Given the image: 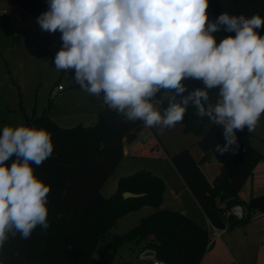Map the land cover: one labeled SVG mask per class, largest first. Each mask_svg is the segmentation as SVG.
<instances>
[{
	"label": "clouds",
	"instance_id": "clouds-1",
	"mask_svg": "<svg viewBox=\"0 0 264 264\" xmlns=\"http://www.w3.org/2000/svg\"><path fill=\"white\" fill-rule=\"evenodd\" d=\"M208 8L209 0H48L37 23L61 33L55 68L74 70L83 91L103 94L127 121L163 132L183 121L191 105L198 118L222 128L225 143L215 144V152L236 154L237 132L255 131L264 114V35L258 31L264 18L222 12L210 20ZM219 31L235 35L217 43ZM188 79L203 87L189 91ZM212 89H218L214 103ZM53 151L44 128L3 127L0 249L10 237L28 239L38 226L50 227V186L32 165L39 167Z\"/></svg>",
	"mask_w": 264,
	"mask_h": 264
},
{
	"label": "trees",
	"instance_id": "trees-1",
	"mask_svg": "<svg viewBox=\"0 0 264 264\" xmlns=\"http://www.w3.org/2000/svg\"><path fill=\"white\" fill-rule=\"evenodd\" d=\"M11 1L35 20L48 10V0ZM222 12L246 17L259 14L264 18V0H209L210 20H215ZM7 19L0 17V42L14 47V34ZM258 31L264 35V27ZM55 34L61 37L59 31ZM214 35L219 43L235 33L219 31ZM184 83L189 91L203 87L202 81L195 79ZM217 92L218 89L209 90L210 102H215ZM51 105L52 101L40 117L26 120V126L50 128L57 133L56 155L50 156L39 167L33 164L35 175L50 186L47 202L50 227L41 231L38 226L28 239L19 234L10 237L0 249V264H137L123 260L118 253L124 243L136 240L130 250H136L144 243L142 251H153L155 257L166 264H201L207 252L209 231L180 212L161 208L166 188L162 178L141 170L122 177L110 197L102 194L104 184L124 159L125 143L134 142L146 128L143 122L127 121L122 114L104 107L97 124L62 128L50 118ZM162 107H167V101ZM196 111L189 105L183 121L177 124L183 126L184 132L199 136L197 146L202 157L196 160L191 149L186 148L168 154L169 161L211 225L231 230L250 223L257 216L264 215V194L253 196L248 202L240 201L245 209L241 222L227 211L224 204L228 200H239V193L264 156L253 147V135L246 128L237 132L239 150L236 154L216 153L214 145L225 143L223 130L219 126H209L208 119L198 118ZM2 130L0 128V133ZM11 162L8 161L9 165ZM207 163L221 165L213 181L202 170ZM127 192L139 197L125 198ZM143 207L155 211L132 230L116 235L114 249L106 257L97 259V247L107 240L118 220Z\"/></svg>",
	"mask_w": 264,
	"mask_h": 264
},
{
	"label": "crops",
	"instance_id": "crops-1",
	"mask_svg": "<svg viewBox=\"0 0 264 264\" xmlns=\"http://www.w3.org/2000/svg\"><path fill=\"white\" fill-rule=\"evenodd\" d=\"M8 1L12 3L7 2V6L9 5L8 8H10L12 12L16 8L20 9L16 3L11 0ZM2 10L7 9L3 8ZM14 20L18 22L15 17ZM7 22L10 26L9 29L14 34V41L16 43L15 31L11 26V19L9 17ZM18 23H22V26L19 29L20 31L27 33L32 30L28 24H23V20ZM25 26L30 29L25 31ZM38 31V36L44 37L41 36ZM70 84H72L71 86L74 89L80 88L77 87L78 84L75 81ZM65 91L66 88H64L63 91L58 92L57 95L62 94ZM72 95V92H70L61 96L66 100L71 99ZM77 98L78 100L74 106H72V110L70 109L69 111L68 107H66L64 112H57V124H60L59 122L61 121L89 126L98 120L100 112L104 109L103 94L96 97L84 91L81 92ZM160 107L163 109L162 105ZM260 119L264 122V116H261ZM261 129L262 128H259V125L257 124L255 131L251 132L253 135L252 139L259 138L264 140V130L262 129L261 131ZM190 135L191 133L184 132L183 126L179 124H176L172 128L165 129L163 132H160L159 127H146L141 133H139L134 142L125 143L124 159L115 171H117V169L121 170L118 172L117 176L111 180V183L107 188V191L110 193L103 192L106 182L101 190L102 194L105 197L107 196L106 194H112L117 190L118 182L122 177L129 176V174L131 175L135 172L134 170H139L134 169L136 166H144V170L162 178L165 182L166 188L163 194L161 208L180 212L202 227L206 229L209 228L210 230L212 226L210 221L168 158V154H176L186 148H190L194 158L200 160L203 153L197 146L199 136L195 134H192L193 136ZM251 143L253 147L259 151V147L255 146L252 140ZM139 159L148 160L149 162H147L146 165H142L139 162H136L139 161ZM141 168L143 167H140V169ZM202 170L207 178L210 181H213L219 174L221 165L217 163H207L202 166ZM261 194H264V160L258 163L252 176L239 193V201L248 202L253 196ZM141 209L143 210V216L150 215L155 211V209L151 207H143ZM123 225L126 224L124 223ZM125 230L128 229L123 226V231ZM140 246L143 247L144 243L140 244ZM140 246L138 249L132 250L136 254L134 262L137 264H153L157 259L154 252L151 250L142 251L140 250ZM130 251L131 250H128L126 254ZM119 255L123 257V260H126L124 258L125 255ZM201 264H264V215L257 216L254 219V222L249 225L238 226L234 229L226 230L219 239L207 248V252Z\"/></svg>",
	"mask_w": 264,
	"mask_h": 264
},
{
	"label": "rangeland",
	"instance_id": "rangeland-1",
	"mask_svg": "<svg viewBox=\"0 0 264 264\" xmlns=\"http://www.w3.org/2000/svg\"><path fill=\"white\" fill-rule=\"evenodd\" d=\"M7 2L10 1L0 0V10L3 8L8 10V17L11 19V26L16 35V43L14 47H7V42H0V128L3 129L6 125L14 127L20 125L26 126L27 118L40 117L49 107L51 101L52 105L50 106L51 110L49 111V115L56 125L62 128H74L79 126L78 123L61 122L60 120V124H57V112H64L66 107H68L69 111L70 109L72 110V106H74L78 100L77 96L81 92H84L81 87L79 89H74L71 86L72 84H70L75 81L74 70L59 71L55 68L54 58L62 47L60 36L55 33L43 31L37 21L27 16L22 10L15 7L16 9L12 12V10L8 8L9 5L7 6ZM15 14L22 15L23 24H28L32 30L27 33L20 31L19 29L22 23H18L14 20ZM38 30L44 32V37L38 36ZM54 41L58 44H54ZM58 86L66 88V91L57 95V93H54V89ZM70 92L73 94L71 99L64 100L61 95ZM261 116H264V114ZM97 122L98 120L89 126L95 125ZM258 125L259 128L264 130V122L262 119L258 121ZM46 130L51 133L54 144L52 155L54 154L55 156L57 151V144L55 142L57 133L50 128ZM192 134L193 133H191L190 136H193ZM252 141L255 146L259 147V152L264 156V140L255 138L252 139ZM140 160L142 159L136 162L142 165H146V163L149 162L148 160ZM140 167L143 168L140 169ZM134 169L139 170H134L135 172L132 174L144 170L145 168L144 166H136ZM120 170L121 169H117L112 177L110 176L107 180L103 188L104 193H110L107 191V188L111 180L117 176ZM112 194H106V197H110ZM142 212L143 210L139 209L118 220L116 227L113 229L112 233L108 235L107 240L97 247V259L106 257L114 249L116 245V235L120 236L127 233L138 226L144 217L149 216H143ZM252 222H254V219L250 223L242 226L249 225ZM124 223L126 225H123ZM123 226L128 230L123 231ZM207 230H209V228ZM135 256L136 254L131 250L128 254H125L124 258L126 261H135Z\"/></svg>",
	"mask_w": 264,
	"mask_h": 264
},
{
	"label": "water",
	"instance_id": "water-1",
	"mask_svg": "<svg viewBox=\"0 0 264 264\" xmlns=\"http://www.w3.org/2000/svg\"><path fill=\"white\" fill-rule=\"evenodd\" d=\"M124 197L125 198H134V197H139V195L127 192V193L124 194ZM225 208L238 221L241 222L243 220L244 215H245V209H244L243 205L241 204V202L238 199L228 200L225 203ZM136 242H137V240L134 241V242H126V243H124L122 246H120L118 248V253L121 254V255H125L127 253V251L130 250V248L135 245Z\"/></svg>",
	"mask_w": 264,
	"mask_h": 264
},
{
	"label": "built area",
	"instance_id": "built-area-1",
	"mask_svg": "<svg viewBox=\"0 0 264 264\" xmlns=\"http://www.w3.org/2000/svg\"><path fill=\"white\" fill-rule=\"evenodd\" d=\"M8 11L7 10H0V17H8ZM15 19L18 21V22H21L23 20V16L22 15H15L14 16ZM30 28L25 26L24 30L25 31H28ZM38 33L41 35V36H44V32L42 30H39ZM54 44H58L56 41H54ZM64 90V87L62 86H58L56 89H54V93H58V92H61ZM103 104H104V107H108V105H106L104 103V100H103ZM226 232V229H219L215 226H211L210 230H209V241H208V245H207V248L210 247L217 239H219L222 234ZM153 264H166L165 262L159 260V259H156Z\"/></svg>",
	"mask_w": 264,
	"mask_h": 264
}]
</instances>
